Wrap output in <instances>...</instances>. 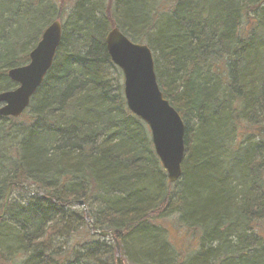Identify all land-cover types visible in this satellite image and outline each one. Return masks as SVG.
I'll return each mask as SVG.
<instances>
[{"label":"trees","instance_id":"16d2710c","mask_svg":"<svg viewBox=\"0 0 264 264\" xmlns=\"http://www.w3.org/2000/svg\"><path fill=\"white\" fill-rule=\"evenodd\" d=\"M67 1L62 18L58 0H0V94L16 88L7 72L28 63L45 28L61 24L28 109L0 117V216L12 185L0 264H112L114 241L137 248L131 264H264V0H167L165 10L103 0L101 13L102 0ZM112 28L150 49L184 123L170 190L146 126L105 72L118 70L104 45ZM169 216L189 238L183 251L154 225ZM102 231L110 240L93 234Z\"/></svg>","mask_w":264,"mask_h":264},{"label":"water","instance_id":"95a60500","mask_svg":"<svg viewBox=\"0 0 264 264\" xmlns=\"http://www.w3.org/2000/svg\"><path fill=\"white\" fill-rule=\"evenodd\" d=\"M60 42L61 24L53 21L29 53L28 63L7 72L8 79L16 88L0 94V117L18 118L28 109L32 97L53 66ZM104 45L110 62L121 72L127 111L148 128L154 154L165 172L167 182L176 183L181 177L185 126L159 90L150 49L131 42L117 28H112L106 34ZM11 187L9 185L7 188L0 218L7 208ZM93 234L100 238L112 236L106 231ZM114 245L115 264H124L116 241Z\"/></svg>","mask_w":264,"mask_h":264},{"label":"rangeland","instance_id":"374dc122","mask_svg":"<svg viewBox=\"0 0 264 264\" xmlns=\"http://www.w3.org/2000/svg\"><path fill=\"white\" fill-rule=\"evenodd\" d=\"M149 2V4L152 2L154 3H158L160 4L161 9L165 10L168 5H169V1L167 0H146ZM103 0L101 2V6L103 7ZM146 3V2H145ZM100 5H98L97 11L98 13H101L104 9V12L107 9V4L105 7H101ZM71 9V6H69V3L67 0H58L57 2V15H61L62 18H65L67 11L69 12ZM151 9V5H148L143 7V15L145 17V20H148V12H150ZM151 35V33H150ZM149 35V36H150ZM132 42V41H131ZM134 43V42H133ZM145 45V44H142ZM155 54V52H154ZM106 74L108 75L109 80H111L112 82V86L115 87L116 84H118V86H123V78L121 75V72L119 70H114L112 68L108 69L107 71H105ZM115 84V85H114ZM121 93H122V89H121ZM123 94V93H122ZM19 118V117H18ZM191 126V124H190ZM147 128V127H146ZM149 141H150V148H152V144H151V140H150V133L148 131V128L146 130L143 131ZM160 164V163H159ZM161 166V165H160ZM162 169V167H160ZM199 169V171H203L202 165L200 164L199 166H197V170ZM162 171L164 172V170L162 169ZM219 172L222 174L223 172L221 171V169H219ZM190 173H192L190 171ZM165 174V172H164ZM166 176V175H165ZM147 179L152 180L153 179V175L148 176ZM165 185L169 186L167 183V180L165 178ZM171 185V184H170ZM167 188V187H166ZM170 190V186L168 187ZM142 190L147 189L149 192H153L154 191V187L152 188V186L150 184L146 183L141 187ZM82 206V205H79ZM82 209H85L84 207H81ZM80 207H77V209H80ZM87 210L85 209L84 212H86ZM96 208H94V210L91 211V213H95ZM162 216V215H161ZM160 217V216H159ZM154 225L159 226L161 232H163L166 241L168 242L169 246H171L173 249L177 250V251H183L186 246H187V240L189 239L188 236L185 234V232L182 230V228H179V226L175 223V216L172 217H166L163 218L161 217V219L154 221ZM258 231L264 236V223H262L261 225H258ZM111 237V236H110ZM110 237L107 238L110 240ZM137 248H129L126 245H120L119 244V255L121 257V259L123 260L124 264H131L132 261H130V258L135 256V252H136ZM115 259H116V253L113 256V260H112V264H115Z\"/></svg>","mask_w":264,"mask_h":264},{"label":"bare ground","instance_id":"6f19581e","mask_svg":"<svg viewBox=\"0 0 264 264\" xmlns=\"http://www.w3.org/2000/svg\"><path fill=\"white\" fill-rule=\"evenodd\" d=\"M119 246V245H118Z\"/></svg>","mask_w":264,"mask_h":264}]
</instances>
